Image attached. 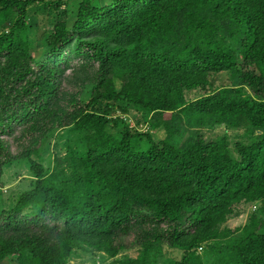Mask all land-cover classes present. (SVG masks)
<instances>
[{"label":"trees","instance_id":"16d2710c","mask_svg":"<svg viewBox=\"0 0 264 264\" xmlns=\"http://www.w3.org/2000/svg\"><path fill=\"white\" fill-rule=\"evenodd\" d=\"M62 7L38 38L32 12ZM124 103L147 132L112 117ZM229 130H244L233 147ZM20 163L32 177L0 211V264L115 258L130 231L141 252L116 264H158L163 245L183 253L163 264H264V0H0V184ZM242 202L260 207L222 228Z\"/></svg>","mask_w":264,"mask_h":264},{"label":"rangeland","instance_id":"374dc122","mask_svg":"<svg viewBox=\"0 0 264 264\" xmlns=\"http://www.w3.org/2000/svg\"><path fill=\"white\" fill-rule=\"evenodd\" d=\"M72 3V1L70 2ZM73 4V3H72ZM66 7V6H65ZM65 7H62L60 10H51L49 14L46 12H32L35 14V18L38 24H34V28L36 29V35L38 38H41L45 32L57 21H64L66 20L65 16ZM49 15L50 21L47 20V16ZM79 60L73 61V65L77 64ZM231 81L229 80V76L224 74L215 75L210 79V85L207 89L197 90L189 92L186 95L187 101H193L198 99L199 97L204 96L205 94H211L214 91L229 86ZM120 110H117L115 113L112 114V117H121L123 118L128 125L132 129H136L139 132H147L148 129L147 124L145 123L146 117H150L147 112L144 110L138 109L137 107H133L132 105L125 104L121 107H118ZM147 117V118H148ZM244 130H229L227 131L230 141L235 143L236 141L241 140L242 134ZM224 132V127H218L215 130H204V138L206 140L214 139L216 136L221 135ZM62 134V132H60ZM153 133V132H151ZM18 135V134H16ZM159 138H163V133L155 134V136ZM10 144V151L11 153L16 154L20 151V143L18 144L11 137L5 138ZM65 141L53 137L49 140V153L52 157H56V154L63 153V143ZM31 173L29 171L28 166L23 163L19 165H12L11 167L4 168V173L1 180V187H0V211L6 209L10 203L16 198L18 193L22 191H26L30 187L31 181ZM259 205L256 203H238L233 207V214L228 217L227 221L221 226L222 228H229L231 230L238 229L244 226L248 220L250 219L251 215L257 213L259 209ZM27 212H29L27 210ZM116 240V244L122 247L121 251L115 258H110L108 254L104 252H96V251H81L80 249H75L71 257L68 259V264H116L118 260L123 259L124 257L135 258L138 256L139 252H141L140 245L136 240V233L135 231H130L124 234H120ZM162 256L158 260V264H163L166 260H180L182 257V251L174 250L169 248L166 245H163ZM205 251V247L203 249H199V253H203ZM11 262V258H6L4 264H9Z\"/></svg>","mask_w":264,"mask_h":264}]
</instances>
